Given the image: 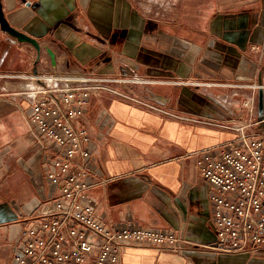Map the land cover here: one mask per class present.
<instances>
[{
    "label": "crops",
    "instance_id": "obj_1",
    "mask_svg": "<svg viewBox=\"0 0 264 264\" xmlns=\"http://www.w3.org/2000/svg\"><path fill=\"white\" fill-rule=\"evenodd\" d=\"M19 41L0 26V264H15L26 217L57 194V145L30 122L34 71L120 80L91 93L78 125L97 143L102 180L88 195L108 226L141 225L189 241L179 252L127 245L119 264H264V246L225 253L216 241L201 150L235 137L243 101L264 84V0H2ZM48 50H52V60ZM227 82L238 86L218 84ZM264 130V122L258 128Z\"/></svg>",
    "mask_w": 264,
    "mask_h": 264
},
{
    "label": "built area",
    "instance_id": "obj_2",
    "mask_svg": "<svg viewBox=\"0 0 264 264\" xmlns=\"http://www.w3.org/2000/svg\"><path fill=\"white\" fill-rule=\"evenodd\" d=\"M37 83L30 122L42 138L54 142L58 155L47 178L57 189L46 206L36 207L25 219L15 264H119L127 245H155L179 252L189 241L174 232L141 225L108 226L96 212L88 191L102 180L97 168L96 141L88 128L78 125L92 92H117V79L96 72L51 71L29 75ZM117 81L139 82L137 78ZM218 84L238 86L227 82ZM250 87L263 89L264 84ZM248 120L231 129L235 137L201 150L199 170L210 184L216 241L210 246L225 253L264 246V130L258 126V99L243 101Z\"/></svg>",
    "mask_w": 264,
    "mask_h": 264
},
{
    "label": "water",
    "instance_id": "obj_3",
    "mask_svg": "<svg viewBox=\"0 0 264 264\" xmlns=\"http://www.w3.org/2000/svg\"><path fill=\"white\" fill-rule=\"evenodd\" d=\"M0 26L4 31H6L10 35L16 37L19 41L30 42L40 52L41 47H40L39 42L36 39H34L31 36L17 30L15 27H13L10 24L9 20L7 19V17L5 16V13L3 11L2 0H0ZM48 52L50 53V56L52 57V60L54 61L55 55H54L53 51L48 50ZM259 109L260 110L263 109V89H260V91H259Z\"/></svg>",
    "mask_w": 264,
    "mask_h": 264
}]
</instances>
